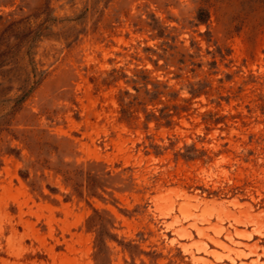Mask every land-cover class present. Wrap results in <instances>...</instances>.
Wrapping results in <instances>:
<instances>
[{"label":"rangeland","instance_id":"1","mask_svg":"<svg viewBox=\"0 0 264 264\" xmlns=\"http://www.w3.org/2000/svg\"><path fill=\"white\" fill-rule=\"evenodd\" d=\"M0 264H264V0H0Z\"/></svg>","mask_w":264,"mask_h":264},{"label":"trees","instance_id":"2","mask_svg":"<svg viewBox=\"0 0 264 264\" xmlns=\"http://www.w3.org/2000/svg\"><path fill=\"white\" fill-rule=\"evenodd\" d=\"M202 13H203V11H201L200 14H199V18H200L199 20H200V21H204V20H205L204 17H202ZM200 15H201V16H200ZM25 96H26V95H25ZM25 96H24V97H25ZM24 97H22V99H24ZM65 178H66V177H65ZM66 182H68L67 178H66Z\"/></svg>","mask_w":264,"mask_h":264}]
</instances>
